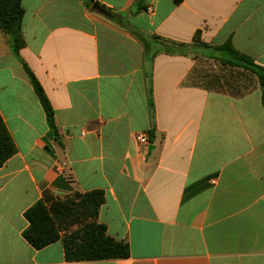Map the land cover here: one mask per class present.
Segmentation results:
<instances>
[{
  "label": "crops",
  "instance_id": "crops-1",
  "mask_svg": "<svg viewBox=\"0 0 264 264\" xmlns=\"http://www.w3.org/2000/svg\"><path fill=\"white\" fill-rule=\"evenodd\" d=\"M22 6L19 58L0 39V115L16 146L0 169V264H264V88L211 58L231 39L264 67V0ZM140 35L188 49L151 63ZM94 190L105 194L98 222L129 244L128 258L69 261L63 239L41 250L24 239L25 212L46 191Z\"/></svg>",
  "mask_w": 264,
  "mask_h": 264
},
{
  "label": "trees",
  "instance_id": "trees-1",
  "mask_svg": "<svg viewBox=\"0 0 264 264\" xmlns=\"http://www.w3.org/2000/svg\"><path fill=\"white\" fill-rule=\"evenodd\" d=\"M184 1L173 0L176 5ZM24 12L22 0H0V30L9 36L12 50L18 58L20 50L25 46L22 35ZM112 17L118 18L115 14H112ZM139 37L146 47L151 63L160 52L186 54L188 49L187 45L166 41L157 36ZM195 42L201 47L211 48L200 43L199 36H196ZM212 48L216 51V57H211L212 59L216 58L223 64L252 71L258 76L264 88V67L237 51L231 39ZM21 62L44 108L50 129L57 135L54 108L38 78L27 64ZM15 153V143L0 115V169ZM104 203L105 194L101 190L84 194L77 192L64 199L55 198L46 191L43 199L25 212L28 227L23 232V237L36 250L63 239L66 258L69 261L128 258L129 244L110 236L106 225L98 222L99 211Z\"/></svg>",
  "mask_w": 264,
  "mask_h": 264
},
{
  "label": "built area",
  "instance_id": "built-area-1",
  "mask_svg": "<svg viewBox=\"0 0 264 264\" xmlns=\"http://www.w3.org/2000/svg\"><path fill=\"white\" fill-rule=\"evenodd\" d=\"M138 143L144 147H149L150 141L148 136L145 133H139L136 135Z\"/></svg>",
  "mask_w": 264,
  "mask_h": 264
},
{
  "label": "water",
  "instance_id": "water-1",
  "mask_svg": "<svg viewBox=\"0 0 264 264\" xmlns=\"http://www.w3.org/2000/svg\"><path fill=\"white\" fill-rule=\"evenodd\" d=\"M94 8H95L98 12L102 13L103 15L111 16V14L109 13V11L106 10L105 8H103V7H102L101 5H99V4H95Z\"/></svg>",
  "mask_w": 264,
  "mask_h": 264
},
{
  "label": "rangeland",
  "instance_id": "rangeland-1",
  "mask_svg": "<svg viewBox=\"0 0 264 264\" xmlns=\"http://www.w3.org/2000/svg\"><path fill=\"white\" fill-rule=\"evenodd\" d=\"M4 38H9V36L6 35V34H4V33H2V32L0 31V39L2 40V39H4ZM192 53H193L196 57L202 59V54H200L199 52H192Z\"/></svg>",
  "mask_w": 264,
  "mask_h": 264
}]
</instances>
